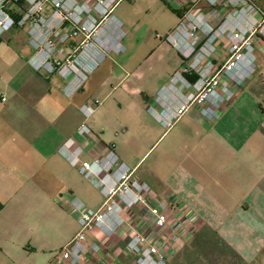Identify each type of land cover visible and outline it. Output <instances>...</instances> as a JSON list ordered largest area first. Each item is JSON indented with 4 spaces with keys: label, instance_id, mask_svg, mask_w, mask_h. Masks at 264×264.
<instances>
[{
    "label": "crops",
    "instance_id": "1",
    "mask_svg": "<svg viewBox=\"0 0 264 264\" xmlns=\"http://www.w3.org/2000/svg\"><path fill=\"white\" fill-rule=\"evenodd\" d=\"M143 1L148 10L163 6L171 11L169 34L190 13L210 15L209 23L214 27L225 16L221 7L208 0ZM256 2L264 9V0ZM132 6L135 5L128 3L121 15L133 27L136 21ZM15 35L17 30L11 27L10 35L0 43V250L7 251L13 260L37 251L44 253L45 261L7 264H51L80 231L70 207L71 197L64 204L56 194L49 195L46 188L48 173L53 175L54 157L63 153V145L73 137L62 131L71 122L63 123L61 102L53 98L54 88L48 87L42 71L34 64L35 53L12 46ZM216 44L218 50L213 59L219 67L226 65L223 77L229 81L235 99L229 103L219 91H208L172 129L178 128L166 151L175 164L167 169L171 171L167 173L171 194L165 200L177 211L173 225L180 239L168 250L167 264H264V46L260 38L254 40L256 61L252 63L243 56L231 60L227 39ZM153 49L140 56L134 74L144 88L150 85L154 90L153 108L163 112L165 105L170 104L176 109L175 101L159 103L157 98L187 62L166 43L155 40ZM124 74L119 75L122 82L126 81ZM187 78L196 80L193 74ZM133 90L134 95L141 92L138 88ZM163 95L169 97L168 93ZM121 96L125 101L127 97ZM135 105L131 100L129 107ZM138 109L141 115L146 114L143 104ZM154 123V134L160 135V128L167 130L155 118ZM165 134L158 136L155 145ZM104 148L102 144L97 146ZM179 153L181 159H176ZM120 161L124 162L121 158ZM139 164L140 161L134 162L132 169L136 170ZM135 175L137 178L136 172ZM31 187L33 192L27 193ZM153 196L161 198L155 193ZM47 204L57 221L70 218L73 225L48 232L47 218L52 216L44 210ZM137 209L125 215L128 221L130 217L134 219V226L141 217ZM28 212L41 218L30 231L25 220ZM128 221L111 239L101 238L106 252L87 257V264H134V255L127 246L134 228L127 230Z\"/></svg>",
    "mask_w": 264,
    "mask_h": 264
},
{
    "label": "rangeland",
    "instance_id": "2",
    "mask_svg": "<svg viewBox=\"0 0 264 264\" xmlns=\"http://www.w3.org/2000/svg\"><path fill=\"white\" fill-rule=\"evenodd\" d=\"M112 1L61 0L62 6L57 10L55 5L58 0H45L43 11L37 13L31 9L30 3L26 0L27 10L29 8L30 11L28 21L24 25L16 22L12 25V29L17 30L12 46L30 52L31 55L34 53L35 55L42 54L50 63L51 66L49 65L47 69L41 68L40 71H42L48 87L54 88L53 98L61 102L63 123L65 121L71 122L68 129L63 125L62 131L73 136L71 139L74 140V145L82 149L80 153L81 163L76 166L72 165L63 153H61L62 155L59 154L60 152L57 153L54 157V171L51 172L53 175L49 172L47 176L48 194H56L64 204L67 203L69 196L78 198L86 206L94 209L99 208L105 198L101 188L94 184L95 177L88 178L82 174L81 165L83 162L91 163L98 158L103 159L105 150L97 149L98 144L105 147L114 145L115 153L119 159L121 158L130 168H133L134 162L140 161L135 170L137 178L149 186L151 194L155 193L162 199L170 197L171 193L168 191L169 183L167 180V173L170 170L167 169L175 164L172 159L173 156L167 155L166 150L168 142L174 138V133L178 128L174 131L172 129L175 126L170 130L160 128V135L154 134L156 124L154 123V116L148 110V107L154 106V90L151 89L150 85H147L145 90L150 95V100H144L142 94L145 86L140 84L137 75L134 74L140 56L155 50L153 49L155 40L158 43L161 42L157 36L164 39L169 34L167 32L173 23L172 13L163 6L159 10L157 8L148 10L143 0H137L136 4H134V0H122L112 13L110 12ZM253 1L264 12L256 0ZM121 3L122 5L118 8ZM128 3L135 5L132 6L133 18L136 21L133 27L128 26L121 15L122 9L128 6ZM232 4L233 0H216L213 6L221 7L226 16L233 11ZM15 6V3L11 1L8 8L12 11ZM27 10L22 12V17L27 14ZM206 17L209 20L211 18L210 15H206ZM221 24L216 27L210 25L217 29ZM119 35L123 48L116 51L115 45ZM198 38L200 40L205 39V34L200 32ZM33 41L37 44L35 47ZM102 53H105L103 62L88 75L73 96H67L65 86L69 80L65 79V67L72 62L84 60L89 54H92L94 59H100ZM130 56L133 57L127 63ZM0 65H2L1 62ZM120 73H125V82H122L121 76L119 77ZM134 88L140 89V94L135 93L134 95ZM122 94L127 97L125 101L121 100ZM131 100L136 105L130 108ZM111 101H115L117 105L112 106L109 103ZM140 104H143L144 108L146 107V114L141 115V111L139 113L138 105ZM85 107H90L93 111L87 114L83 110ZM81 126L88 127L90 131L87 134H80L78 129ZM127 127H130L129 132L126 131ZM143 129H151L152 132H146ZM163 132L166 133L165 136L155 145L158 136L160 138ZM181 155L180 153L176 154L178 157L176 159H181ZM29 191L33 192V188L31 187L27 193ZM1 204L0 202V206ZM45 209L49 212L48 214L52 213L49 204L45 205ZM137 210L140 211L141 216L137 225H133L134 219L132 217L128 221L125 216L126 221H128L127 230L134 228L133 231L137 229L142 232L147 231L148 234L154 233V224L149 207L142 204ZM130 212L131 209L127 210L126 215H130ZM51 216L47 218L48 232L63 225L64 227L73 225V220L70 218L57 221L52 214ZM25 220L29 231L39 225V220L41 222V218L39 219L38 215L31 212L26 214ZM31 236L32 238L36 237L32 231ZM90 238L91 240L95 239ZM1 261L7 264L8 261H45V259L42 251L25 254L24 258L13 260L7 251L0 250Z\"/></svg>",
    "mask_w": 264,
    "mask_h": 264
},
{
    "label": "built area",
    "instance_id": "3",
    "mask_svg": "<svg viewBox=\"0 0 264 264\" xmlns=\"http://www.w3.org/2000/svg\"><path fill=\"white\" fill-rule=\"evenodd\" d=\"M11 1L13 0H0V38L3 40L8 37L14 24L10 14L11 10L8 8ZM44 1L28 0L31 9L37 13L43 11ZM121 1L113 0L110 3V12L113 13ZM208 2L215 5L216 0H208ZM232 5L233 11L225 16V20L217 29L211 27L209 19L204 13L196 15L190 13L166 38L157 36L161 43H166L176 49L187 62L182 69L174 74L170 85L164 87L157 98L159 103L162 100L175 101L177 108L173 109L170 104H166L165 110L158 112L155 108L148 107L154 118L168 130L175 126L180 118L188 112L191 105L208 91L217 90L223 95L226 102L234 101L235 93L231 89L229 81L223 77L226 65L219 67L213 59L218 50L216 44L218 41L228 40L231 60L243 56L252 63L256 61L254 40L260 38L264 46V12L254 4L253 0H233ZM61 6V0H58L55 8L59 10ZM26 13L19 20V24L24 25L28 21L29 8ZM114 20L116 19L114 18ZM199 32L205 34V39L198 38ZM33 42L34 45H32L35 47L37 44L35 41ZM122 48L119 35L115 50L120 51ZM104 59L105 53L101 54L100 59H94V56L89 54L84 60L75 61L66 66L65 79L69 80L65 86L67 96L70 97L76 93L88 75L95 71ZM33 62L39 70L47 69L50 65L42 54L35 55ZM190 74L196 76L194 82L188 80L187 75ZM185 89L192 90L188 94H184ZM143 90V99L149 101L150 95L145 88ZM164 93H168L169 97L164 98ZM2 100L6 101V98ZM109 103L112 106L117 105L115 101ZM83 110L87 114L93 111L90 107H85ZM89 131L86 126H81L78 129L80 134H87ZM74 144V140L70 139L62 151L70 163L76 166L81 163L82 149ZM114 149V145L105 147L103 159L98 158L91 163L83 162L81 165L82 174L88 178L95 177L94 184L101 188L105 201L99 208L94 209L86 206L78 198H71L70 207L78 217L80 231L60 250L51 264H87V257L105 253L106 245L101 242V238L111 239L119 229L124 227L127 210L140 207L142 204L149 207L154 233L148 234L147 231L142 232L136 229L130 237L127 246L134 255V264L168 263V250L180 239V234L173 225L177 219V211L167 200L153 196L149 186L134 177L135 169L120 161ZM90 237L95 239L91 240Z\"/></svg>",
    "mask_w": 264,
    "mask_h": 264
},
{
    "label": "trees",
    "instance_id": "4",
    "mask_svg": "<svg viewBox=\"0 0 264 264\" xmlns=\"http://www.w3.org/2000/svg\"><path fill=\"white\" fill-rule=\"evenodd\" d=\"M13 2L15 3L16 6L14 10L10 11V14L13 21L18 23L22 17V12L27 10V2L26 0H13ZM2 40L3 39L0 38V42Z\"/></svg>",
    "mask_w": 264,
    "mask_h": 264
}]
</instances>
